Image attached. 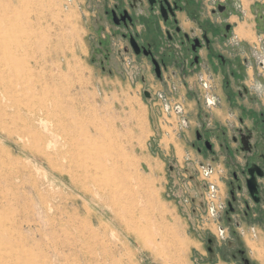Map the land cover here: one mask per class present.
<instances>
[{"label": "rangeland", "instance_id": "374dc122", "mask_svg": "<svg viewBox=\"0 0 264 264\" xmlns=\"http://www.w3.org/2000/svg\"><path fill=\"white\" fill-rule=\"evenodd\" d=\"M221 1L229 6L228 23L237 38L231 37V48H242L241 58L249 61L243 83L264 107V0ZM97 5L98 0H0V37L6 45L0 58L11 49L20 70L6 86L10 107L5 123L11 136L0 128V264H233L209 263L204 248L207 235L220 241L216 212L222 197L217 181L221 168L208 178L201 168L188 166L195 179L189 181L182 170L178 176L185 163L196 161L180 140L182 117L167 114L160 102L150 109L141 84L131 85L126 63L117 61L121 77L102 74L92 65ZM16 40L30 50L18 52L13 48ZM240 42L246 45L237 46ZM28 60L38 68L24 70ZM8 67V62L0 63V71ZM34 79L46 82L51 95L36 96ZM200 80L212 90L201 88ZM173 84L183 101L187 91L179 79ZM221 84V76L203 71L189 80V87L202 97L222 96ZM153 89L158 93L162 87ZM72 99L106 117L102 122L111 126L102 130V144L101 139L92 144L84 139L85 131L97 127L100 119L60 113L71 111ZM15 103L25 119V110H43L44 121L33 123L31 139L13 133L9 119ZM47 111L55 117L45 118ZM15 122L18 129L25 125L18 118ZM50 133L56 142L47 151L51 165L31 152L38 137ZM84 149L97 152L89 167H104L96 170L99 196L115 192L117 210L90 184L82 190L84 181L73 176L74 167L58 162L53 154L57 150L72 156ZM174 160L178 167L174 164L171 171ZM208 184L215 190H208ZM241 232L252 262L264 264V232Z\"/></svg>", "mask_w": 264, "mask_h": 264}, {"label": "flooded vegetation", "instance_id": "af4514ba", "mask_svg": "<svg viewBox=\"0 0 264 264\" xmlns=\"http://www.w3.org/2000/svg\"><path fill=\"white\" fill-rule=\"evenodd\" d=\"M230 16L221 0H98L90 62L102 74L120 77L117 61L126 63L131 85L141 84L150 109L160 102L167 114L182 117L180 140L196 161L185 163L177 175L182 170L193 181L188 166L201 168L208 178L221 168L217 181L222 197L216 212L220 241L213 234L205 237L206 260L255 264L241 231L264 232V107L243 83L249 61L241 58L242 48H231L229 41L236 37ZM200 71L221 76L222 96H198L189 87ZM175 79L187 91L183 101L177 97ZM158 85L162 89L156 93ZM199 86L212 90L203 80ZM177 163H170L169 170ZM249 183L255 185L253 195ZM207 188L215 190L212 184ZM214 209H209L212 214Z\"/></svg>", "mask_w": 264, "mask_h": 264}, {"label": "bare ground", "instance_id": "6f19581e", "mask_svg": "<svg viewBox=\"0 0 264 264\" xmlns=\"http://www.w3.org/2000/svg\"><path fill=\"white\" fill-rule=\"evenodd\" d=\"M13 48H15L18 52H28L30 50L29 46H26V44H24L22 41L20 40H16L13 42ZM5 51L6 49V45L3 42V39L0 37V54L1 52ZM11 50V49H10ZM6 51V53H4L3 57L0 58V63L1 62H8V70L7 71H0V128L5 131L9 136H11V130L10 128L7 126V124L9 123H5V119L7 117H9V115H6V109L10 106L7 105V100L9 98V91L6 88V86L8 85L9 81L12 78H16L17 77V73L20 71L19 70V66H17V59L14 56V52L13 51ZM24 65V70H35L36 68H38V63L37 62H30L29 60L26 62H23ZM17 67V68H16ZM17 72V73H16ZM51 79V78H50ZM35 83L33 84L32 88L36 94V96H50L51 95V91L50 89L48 90L47 87H45L44 85H46V82H43L42 80H38V79H34ZM37 87L39 88V90L36 92L35 89H37ZM16 100V99H15ZM13 100V101H15ZM18 102V100H17ZM72 108L70 112H60L62 113V115H68L72 114V115H76L78 118H82L86 115H92L98 119H100L99 125L97 127L94 128H89L87 131H85L84 133V139L88 140L89 144L92 143H99L98 140L101 139L100 137L102 136V130L108 126H111L109 124H104L105 122H102V120H105V116H101L100 112L95 108V112L91 111L89 108L80 105V103H75L74 99H72ZM15 108V113L13 114V117H10L9 122L13 125V133H15L17 135V137L21 140H25V139H31L32 135V131H33V126H34V122H43L44 119L43 117V110L41 109V107L39 108V110H33V109H27L25 110L26 113V119L24 117H22V115L20 114V108L19 105L15 103L14 105ZM51 112H44L45 114V118H50V117H55L56 114ZM99 113V114H98ZM15 118H18V120H23L24 121V126H22L21 129H18L16 126V122H15ZM114 124H116V122L114 121ZM71 125V122H70ZM111 128V127H110ZM51 134V133H50ZM49 136H45V137H38V142L37 145L35 147H32L31 152L33 154L36 155H40L41 157L44 158L45 161H47L48 163L53 164L52 159L49 157L48 154V149L51 148V146H53V148L56 145V142L54 140L53 135L51 134ZM13 136V135H12ZM103 140L101 139V144H102ZM30 153V154H32ZM107 153V152H106ZM29 154V153H28ZM58 162L60 161L61 163H66L68 164V167H74L73 169V173H74V177H81L84 181V183H80V186H82V190H87V188L85 187V184L88 183L91 186L95 187L97 189V193L96 195L99 196V187L101 186V178L98 175V170H103V168L101 166H97L96 170H92L89 167V164L94 163V159L97 156V152L95 150H91V149H84L83 151H79L76 152L74 155L72 156H67L64 153H60L57 152V150H55V152L53 153ZM118 156V155H117ZM99 161V160H98ZM103 163V162H102ZM72 173V174H73ZM112 177V176H111ZM110 179V178H109ZM72 182L76 181L74 179H71ZM88 192V191H87ZM107 195V196H106ZM101 198H108L110 201V206L114 209L117 210L119 205H118V197L117 194L115 192H110L108 194H100ZM99 206V205H98ZM30 227V226H29ZM121 227V226H120ZM140 230V229H139ZM140 240V239H139ZM136 241V240H135Z\"/></svg>", "mask_w": 264, "mask_h": 264}, {"label": "water", "instance_id": "95a60500", "mask_svg": "<svg viewBox=\"0 0 264 264\" xmlns=\"http://www.w3.org/2000/svg\"><path fill=\"white\" fill-rule=\"evenodd\" d=\"M249 190H250V193H251V195H253L254 194V192H255V185L254 184H251V183H249Z\"/></svg>", "mask_w": 264, "mask_h": 264}]
</instances>
